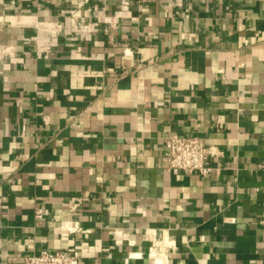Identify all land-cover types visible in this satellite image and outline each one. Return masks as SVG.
<instances>
[{"label": "crops", "instance_id": "1", "mask_svg": "<svg viewBox=\"0 0 264 264\" xmlns=\"http://www.w3.org/2000/svg\"><path fill=\"white\" fill-rule=\"evenodd\" d=\"M123 1L0 0V264H264V0Z\"/></svg>", "mask_w": 264, "mask_h": 264}, {"label": "built area", "instance_id": "2", "mask_svg": "<svg viewBox=\"0 0 264 264\" xmlns=\"http://www.w3.org/2000/svg\"><path fill=\"white\" fill-rule=\"evenodd\" d=\"M129 1H123L125 8H128ZM223 156L224 151L219 147L209 145L203 138L195 135L168 133L164 137L163 159L170 171L198 174L203 178L210 177L216 170L214 163ZM44 211L43 206L36 207L35 218L43 219ZM260 223L264 228V219ZM69 230L76 232L79 229L72 227ZM152 252L153 248L150 249V257ZM154 261L158 262L155 259ZM23 264H81V253L69 250L57 252L45 250L39 254L27 256Z\"/></svg>", "mask_w": 264, "mask_h": 264}]
</instances>
